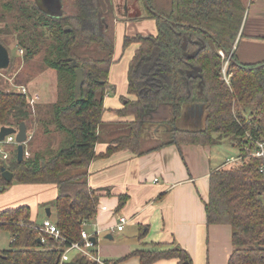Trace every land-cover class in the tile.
Instances as JSON below:
<instances>
[{
  "label": "trees",
  "instance_id": "16d2710c",
  "mask_svg": "<svg viewBox=\"0 0 264 264\" xmlns=\"http://www.w3.org/2000/svg\"><path fill=\"white\" fill-rule=\"evenodd\" d=\"M19 1L18 46L25 51L26 60L46 47L44 65L67 80L66 96L61 101L53 95L51 103L37 105V109L51 113L49 123L64 138L56 149L49 145L45 154L35 152L31 156L29 151L30 157L22 162L17 159V148L12 154L8 152L7 160L0 156V192L13 181L56 185L55 224L63 240L38 231L28 206L3 210L0 230L10 231L13 238L9 250H0V264H61L65 248L80 240L81 232L97 214L103 195L89 186L88 177L90 164L100 156L126 149L144 155L174 144L215 145L213 134L233 135L249 148L254 147L252 140L264 141V60L242 64L234 49L247 11L242 0H154L165 6V11L147 0L146 16L130 21L153 20L157 34L126 35L123 41L124 50L138 44L128 71L129 94L135 99H124V108L118 111L133 120L116 123L128 133L110 141L102 155L95 149L102 141L99 127L104 124V99L111 88L108 78L116 40L114 14L109 8L104 12L100 0H68V14L52 18L32 1ZM67 27L70 32H65ZM91 48L100 55L79 54ZM221 51L232 54L227 67L232 74L229 86L221 76ZM73 61L85 73L79 96L75 94V69L70 67ZM198 105L203 106V113L193 119L190 111ZM31 107L29 96L0 89V128H17L26 122L30 135L26 146L35 136ZM146 131L148 137L143 139ZM160 131L167 133L160 144L146 146L150 138H160ZM262 164L261 159L251 158L241 166L214 171L209 178L207 224L231 226L229 264H264ZM2 167L14 175L12 182L2 177ZM125 197H120V207ZM164 246L156 244L151 250H137L130 256L139 257L141 264L170 259L192 264L181 246ZM76 264L89 262L80 258Z\"/></svg>",
  "mask_w": 264,
  "mask_h": 264
},
{
  "label": "crops",
  "instance_id": "0c3cea01",
  "mask_svg": "<svg viewBox=\"0 0 264 264\" xmlns=\"http://www.w3.org/2000/svg\"><path fill=\"white\" fill-rule=\"evenodd\" d=\"M247 11L244 30L234 49L239 62L256 64L264 60V0H250ZM145 21L143 24H150L151 33L142 36H155V21ZM122 23L123 20L115 21V50L108 78L111 88L105 96L102 114V122L107 124L133 120L120 116L118 111L124 108V99H135L129 94L128 71L138 44L124 50L123 41L126 35L133 37L141 33L137 23ZM198 110L195 106L190 117L196 119ZM194 111L196 114L192 115ZM109 143L97 144L96 154H105ZM233 149L232 154L223 155L214 145L174 144L144 155L126 149L95 159L89 166L88 183L92 189L101 190L103 196L94 220L85 229L90 235L97 233L93 253L109 262L141 264L139 257L130 256L134 251L151 250L156 244L165 245L164 248L179 245L189 253L192 264H229L233 251L232 228L208 225L205 204L210 175L229 168L226 159L238 155V150ZM22 187L25 191L44 193L35 205H23L30 208L31 220L36 223L40 205L56 200L58 188L54 184ZM121 196L126 197L120 207ZM50 211L52 216L53 209ZM120 217L128 220L122 231L117 229ZM45 220L50 219L45 217ZM78 259L77 255L74 260ZM153 264H179V261L160 260Z\"/></svg>",
  "mask_w": 264,
  "mask_h": 264
},
{
  "label": "rangeland",
  "instance_id": "374dc122",
  "mask_svg": "<svg viewBox=\"0 0 264 264\" xmlns=\"http://www.w3.org/2000/svg\"><path fill=\"white\" fill-rule=\"evenodd\" d=\"M34 3V0H28ZM68 1V0H67ZM245 2L246 7L248 8L250 4V0H242ZM142 2V0H141ZM19 0H0V43L4 45L10 52V66L7 70H0V89L7 92H21V87H25L26 93L25 95L29 96V102L31 104V109L33 111V118L36 120L34 133L35 134L33 140L29 143L28 150L31 152V156L35 152L46 153L47 147L50 145L53 149H56L60 142L63 140V135L56 133L54 131V127L49 123L51 122V113L46 112L44 108L37 109L38 104H48L51 103L54 95V99L57 98V102L61 101L66 96V87L67 80L65 78H59L56 73H51L49 69L43 63V59L45 56L46 47L37 55H35L30 60H26L25 51L21 50L19 44L20 37V16L18 11ZM9 4L11 7L7 8L5 5ZM35 4V3H34ZM147 2L141 3L139 6L138 16L145 17L146 13H148ZM151 5L156 7L158 10L165 11L166 8L164 5H159L151 0ZM68 9V5L66 6ZM246 8V9H247ZM130 9L132 11L131 14L134 13V7L130 5ZM246 18L244 19V24L242 25L241 31L243 32L245 23L248 18V11H246ZM257 17H260L258 15ZM120 21V20H119ZM126 21V22H125ZM123 20L122 24L130 23L127 20ZM122 22V20H121ZM138 24V29L141 35H145L151 30L150 24L145 20H137L132 21ZM20 30V31H19ZM34 29L32 28L31 31ZM240 31V33H241ZM245 33L247 30L245 29ZM51 33L49 34V38L47 40L50 43ZM46 42V43H47ZM237 42L239 40L237 39ZM236 42V44H237ZM237 47V46H235ZM235 50H237L235 48ZM239 50V49H238ZM81 56H90L100 54L97 53L95 48L81 50L79 53ZM222 56V55H221ZM223 65L221 70L222 80L229 86L232 74L228 72L229 60L226 56H222ZM227 64V66H226ZM224 68L227 80H225ZM43 107V106H42ZM184 127V125H182ZM148 128V127H146ZM50 130V131H49ZM102 142L103 141H111L121 135L128 133V129L120 124L112 123L107 124L104 123L99 127ZM52 132V134H50ZM167 133L160 131V138L149 139L146 141V146L154 147L160 144L163 140V137H166ZM147 131L143 134V139H147ZM213 139L215 142V148L218 149L223 155L232 154L233 147L238 150V154H241L243 148L245 146L240 145L239 139L235 138L233 135H220L213 134ZM221 143V144H220ZM218 144V145H217ZM233 146V147H232ZM3 150L12 154L13 150L17 148L15 144H2L0 146ZM30 185L25 183H20L17 181H13L9 187H6L4 191L0 192V212L9 208H17L23 205H35V203L41 199L42 193H34L25 191L22 186ZM19 194L22 197H19ZM44 196V195H43ZM55 200H49L48 204L40 205V216L36 220V223L42 225L45 217L55 222ZM53 209V215L47 216V209ZM31 212V210H30ZM12 234L8 230H0V250H9L11 248ZM71 256L70 262H65L64 264H76L74 260L77 256V253L72 251L69 253V257Z\"/></svg>",
  "mask_w": 264,
  "mask_h": 264
},
{
  "label": "built area",
  "instance_id": "2783aa9c",
  "mask_svg": "<svg viewBox=\"0 0 264 264\" xmlns=\"http://www.w3.org/2000/svg\"><path fill=\"white\" fill-rule=\"evenodd\" d=\"M220 54L223 57L225 56L223 51H221ZM225 69L226 68H224V75H225V80H227ZM20 89H21L22 94L26 93L25 87H21ZM247 136L249 139H251L248 133H247ZM28 140H30V137L28 138ZM252 141L254 143V147L253 148L245 147L243 151L241 152V154L227 158L225 161L226 167H238V166L243 165L249 159L255 158V159H261L263 161L260 171L264 173V141H254V140ZM2 144H7V145L15 144L17 146L15 136L11 135V136L6 137V139L3 142H0V146ZM0 156L4 160H7L9 158V153L0 147ZM24 157L25 158L30 157L29 150L25 149ZM127 222H128L127 218L120 217L119 225L117 227L118 231H122ZM36 229L55 239H62L60 230L58 229L57 225L51 222L50 220H45L43 224L40 226H37ZM96 235L97 233L90 235L86 230H83L81 232L80 240L77 242H71L70 245L65 248V251L61 259V264L65 262H69L71 260L69 257V253L72 251H75L77 255L79 256V258L86 259L89 262V264H123V263H115V262H109V261L103 260L100 257H98L95 253H93L92 249L94 248L95 245L91 241V238L96 237Z\"/></svg>",
  "mask_w": 264,
  "mask_h": 264
},
{
  "label": "water",
  "instance_id": "95a60500",
  "mask_svg": "<svg viewBox=\"0 0 264 264\" xmlns=\"http://www.w3.org/2000/svg\"><path fill=\"white\" fill-rule=\"evenodd\" d=\"M102 9L104 12L107 11V6L104 0H100ZM36 5L37 7L45 13L47 16H50L52 18H62L64 16V12L62 10V0H56L55 3H53L51 0H36ZM52 6V9L50 7ZM48 8V10H47ZM118 17H121L118 15ZM71 28L67 27L65 28V32H70ZM224 55L226 58L231 61V56L232 54H226L223 51ZM10 66V55L7 50V48L0 44V70L5 71L9 68ZM70 67L75 69V75H76V83H75V94L77 96L81 95V88L84 83V77L85 73L82 68H80L79 64L76 61H73L70 64ZM199 107V114L200 117L203 113V106L198 105ZM192 115L196 114V111L191 113ZM14 135L15 140L17 143V159L19 162L24 161V153H25V145L28 142V127L26 122H21L20 125L17 128H11V127H2L0 128V142H3L6 137ZM1 173L2 177L4 180L8 183L13 181L14 175L8 171L6 168L2 167L1 168ZM47 216H51V211L50 209H47ZM91 241L93 242L94 245H96L97 240L95 237L91 238ZM58 264V262L56 263Z\"/></svg>",
  "mask_w": 264,
  "mask_h": 264
},
{
  "label": "flooded vegetation",
  "instance_id": "af4514ba",
  "mask_svg": "<svg viewBox=\"0 0 264 264\" xmlns=\"http://www.w3.org/2000/svg\"><path fill=\"white\" fill-rule=\"evenodd\" d=\"M53 3H55L56 0H51ZM67 0H62V10L64 12V16L66 14H68V11H67ZM107 9L109 8L112 13L114 14L115 16V21H119V20H128L129 22H132L130 21L132 18H135V17H139L138 16V11H139V6H141V3H144V2H147V0H107ZM34 3L36 4V0H34ZM130 5H132L134 7V13H132L131 9H130ZM51 10L52 9V6L50 7ZM147 9V8H146ZM48 10V8H47ZM118 15H120L121 17H124V18H120L118 17ZM63 16V17H64ZM1 44V43H0ZM8 50V49H7ZM9 52V50H8ZM9 55H10V52H9Z\"/></svg>",
  "mask_w": 264,
  "mask_h": 264
}]
</instances>
